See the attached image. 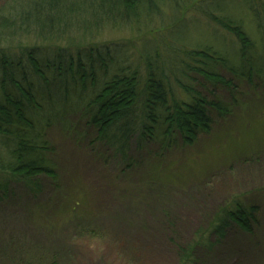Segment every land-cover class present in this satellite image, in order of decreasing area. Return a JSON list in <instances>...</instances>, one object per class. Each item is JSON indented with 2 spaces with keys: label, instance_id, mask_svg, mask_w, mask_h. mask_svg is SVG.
Masks as SVG:
<instances>
[{
  "label": "rangeland",
  "instance_id": "374dc122",
  "mask_svg": "<svg viewBox=\"0 0 264 264\" xmlns=\"http://www.w3.org/2000/svg\"><path fill=\"white\" fill-rule=\"evenodd\" d=\"M14 1L0 0V49L47 45L33 32L5 28L12 23ZM233 1L227 7L221 3L226 11L219 16L242 22L261 47L258 0H238V6ZM211 2L164 3L140 25L104 27L94 38L88 34L97 30L84 23L74 41L57 44L70 50L74 44L131 40L145 52L160 54L159 59L174 55L169 60L177 63L183 47L209 43L235 57L234 45L230 49L225 40L231 33L218 32L204 14ZM131 53L137 60L138 52ZM221 70L233 86L203 82L197 89L225 103L230 113L215 115L211 130L192 145L179 138L163 149L136 136L127 152L132 161L126 164L112 146L92 142L95 133L79 134L83 127L75 125V115L54 123L48 134L56 146L59 178L54 186L42 178L41 192L16 186L0 202V264H264V81L249 84ZM244 195L260 206L253 231L232 225L223 236L213 232L222 205Z\"/></svg>",
  "mask_w": 264,
  "mask_h": 264
},
{
  "label": "trees",
  "instance_id": "16d2710c",
  "mask_svg": "<svg viewBox=\"0 0 264 264\" xmlns=\"http://www.w3.org/2000/svg\"><path fill=\"white\" fill-rule=\"evenodd\" d=\"M176 1H14L13 18L8 20L12 23L5 28L9 26L15 34L33 32L47 45L0 49L1 203L16 186L41 192L42 178L54 186L59 168L54 158L56 146L48 131L54 123L70 120V115H75L76 126L83 127L79 134L86 137L95 133L92 142L112 146L128 164L132 160L127 152L136 136L139 142L158 144L163 149L179 138L192 145L200 133L211 130L215 115L230 113L225 103L211 100L197 89L204 83L233 86V79L225 77L221 69L249 84L264 81V45L256 47L242 22L219 16L218 12L226 11L221 3L227 7L233 0H213L204 14L218 26V32L223 29L231 33L223 32L227 38L222 33L217 36L225 37L226 42L228 39L230 49L234 45L235 57L208 43L190 50L183 47L178 66L171 61L174 55L159 59L160 54L156 57L145 52L136 42L129 43L131 40L74 44L76 49L70 50L57 44L73 40L84 23L97 30L88 34L94 38L106 27L120 23L140 25L164 3L178 7ZM239 1L233 3L238 6ZM262 2L258 0L255 10L260 30L264 29V6L259 9ZM130 50L138 52L137 60L129 57ZM195 75L203 80L199 83ZM259 211L252 197H234L215 215L212 231L223 236L232 225L253 231Z\"/></svg>",
  "mask_w": 264,
  "mask_h": 264
}]
</instances>
